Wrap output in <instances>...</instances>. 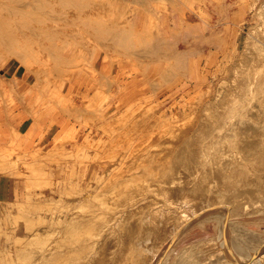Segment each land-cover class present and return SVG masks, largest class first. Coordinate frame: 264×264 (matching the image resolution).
I'll return each instance as SVG.
<instances>
[{
  "label": "rangeland",
  "instance_id": "rangeland-1",
  "mask_svg": "<svg viewBox=\"0 0 264 264\" xmlns=\"http://www.w3.org/2000/svg\"><path fill=\"white\" fill-rule=\"evenodd\" d=\"M260 153L264 0H0V264H253Z\"/></svg>",
  "mask_w": 264,
  "mask_h": 264
},
{
  "label": "bare ground",
  "instance_id": "bare-ground-1",
  "mask_svg": "<svg viewBox=\"0 0 264 264\" xmlns=\"http://www.w3.org/2000/svg\"><path fill=\"white\" fill-rule=\"evenodd\" d=\"M64 25V24H63ZM107 71V70H106ZM51 73V72H50ZM234 131V130H233ZM230 132V131H229ZM227 139H225V141H226ZM229 140V139H228ZM228 142V141H227ZM255 158L257 159V161H259V160H262V159H264V153H260V154H257L256 156H255ZM213 161V160H212ZM213 164V163H212ZM216 166V165H215ZM214 166V167H215ZM176 167H177V165H176ZM217 167V166H216ZM215 167V168H216ZM178 169V168H177ZM218 169L220 170V168L218 167ZM216 170H217V168H216ZM213 171V170H212ZM211 172V171H210ZM219 173V172H218ZM220 173H221V171H220ZM219 173V174H220ZM211 174V173H210ZM213 176V175H212ZM224 177V176H223ZM216 181V180H215ZM217 181H218V179H217ZM217 181H216V184H217ZM212 183V182H211ZM213 184V183H212ZM206 185V184H205ZM210 186V185H209ZM209 189V188H208ZM206 190V189H205ZM206 193H209L208 191L206 192ZM209 195V194H208ZM143 202V201H142ZM145 203V202H144ZM143 203V204H144ZM141 205V204H140ZM194 207H195V204H194ZM135 209V208H134ZM131 213V212H130ZM262 253V252H261ZM253 254V253H252ZM256 254V253H255ZM258 254V253H257ZM256 254V255H257ZM246 256H248V255H246ZM251 256V255H250ZM257 257H259V256H257ZM251 258V257H250ZM249 258V259H250ZM254 258V257H253ZM258 262H261L262 264H264V252L262 253V255H260V258L259 259H257L256 261L255 260H253L252 261V263L253 264H256V263H258ZM260 263V264H261Z\"/></svg>",
  "mask_w": 264,
  "mask_h": 264
}]
</instances>
